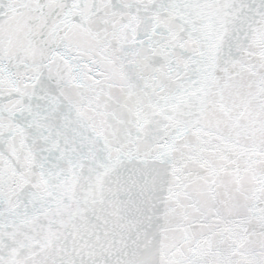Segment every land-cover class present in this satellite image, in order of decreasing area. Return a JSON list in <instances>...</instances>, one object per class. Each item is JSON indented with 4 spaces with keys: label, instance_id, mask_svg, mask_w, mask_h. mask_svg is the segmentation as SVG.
<instances>
[{
    "label": "snow or ice",
    "instance_id": "obj_1",
    "mask_svg": "<svg viewBox=\"0 0 264 264\" xmlns=\"http://www.w3.org/2000/svg\"><path fill=\"white\" fill-rule=\"evenodd\" d=\"M0 264H264V0H0Z\"/></svg>",
    "mask_w": 264,
    "mask_h": 264
}]
</instances>
